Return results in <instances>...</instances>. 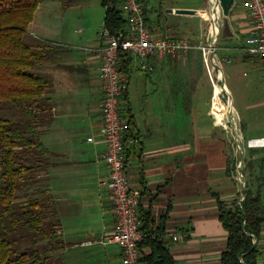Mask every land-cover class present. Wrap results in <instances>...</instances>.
I'll use <instances>...</instances> for the list:
<instances>
[{
  "label": "crops",
  "instance_id": "1",
  "mask_svg": "<svg viewBox=\"0 0 264 264\" xmlns=\"http://www.w3.org/2000/svg\"><path fill=\"white\" fill-rule=\"evenodd\" d=\"M42 1L27 27L29 42L39 46L43 41L52 40L58 46L47 48L45 59L35 67L49 80L46 95L50 97L51 107L50 119L40 127V141L49 153L48 166L40 173L43 178L40 185L54 200L56 233L65 244L64 248L51 251L49 259L51 264H120V251L108 239L115 220L110 196L102 183L107 169L101 136L103 86L98 71V43L95 37L87 35L79 45L67 42L60 33L58 39H53L45 22L37 21ZM75 1L67 6L61 1L60 7H69ZM181 1L161 0L165 9L173 10L166 12L179 17L180 22L159 26L155 23L156 13H147L154 2L142 0L148 25L153 30L152 26L158 28L157 33L162 35L187 31L180 36L195 41L202 39L207 32L208 17L198 12L205 9L199 6L205 0L196 1L198 6ZM239 2L235 0L228 14L223 16L227 32L223 33L222 26L219 39L223 42L216 55L221 63L223 81L228 71L239 105L252 109L254 105L250 99H256L253 85L259 84L261 71L241 49H231L238 44L234 38H244L248 27V19ZM176 8L196 12L175 13ZM169 60L167 56L150 57L147 63L152 68L149 70L132 62L124 106L137 143L127 152V173L132 186L141 189L139 206L148 209L156 223L164 218V240L175 264H221L227 233L219 221L216 196L226 203H240L248 187L242 173L245 161L239 160L240 177L231 174L228 161L230 154H236L228 152L223 133L215 123L204 121L200 108L193 105L191 99L182 102L169 94L168 77L166 81L163 79L168 76L170 67L166 62ZM239 65L246 67L240 77L235 71ZM153 70V74H149ZM132 74L137 76L134 89L131 87ZM204 104L207 105L206 99ZM231 105L236 112L233 101ZM210 112L211 108L207 114ZM243 130L249 137L245 143L247 149L264 147L260 131H249L247 126ZM88 137L93 141H88ZM263 191L259 190L261 196ZM172 234L182 238L173 241ZM259 239L263 255L258 264H262L264 224ZM148 251L147 247L142 248L143 253Z\"/></svg>",
  "mask_w": 264,
  "mask_h": 264
},
{
  "label": "trees",
  "instance_id": "2",
  "mask_svg": "<svg viewBox=\"0 0 264 264\" xmlns=\"http://www.w3.org/2000/svg\"><path fill=\"white\" fill-rule=\"evenodd\" d=\"M39 1L0 0V264H51L48 254L65 246L56 233L54 200L40 185V173L49 163L40 127L50 119L51 107L46 95L49 80L35 67L53 43L43 41L42 46H34L24 40ZM61 1L64 6L73 2ZM120 2L100 0L103 27L110 31L125 24ZM132 64L126 60L121 65L128 77ZM216 198L219 221L227 233L221 264H258L263 251L253 238L259 240L264 224L259 190L247 187L239 204ZM139 219L143 233L139 247L141 251L149 249L142 252V260L146 264H175L164 240V218L156 223L150 211L139 206ZM21 241H27L26 247L22 248Z\"/></svg>",
  "mask_w": 264,
  "mask_h": 264
},
{
  "label": "built area",
  "instance_id": "3",
  "mask_svg": "<svg viewBox=\"0 0 264 264\" xmlns=\"http://www.w3.org/2000/svg\"><path fill=\"white\" fill-rule=\"evenodd\" d=\"M234 4L235 0L231 6ZM239 4L248 19L247 31L239 49L254 60L264 78V0H240ZM119 10L125 24L112 31L103 27L97 49L98 71L103 86L101 136L105 143L103 159L107 169L102 183L110 196L115 220L108 239L120 251V264H146L139 247L143 239L139 219L141 189L132 186L127 173V152L136 145L137 138L125 111L124 94L128 87V76L121 65L131 60L137 62L141 69L149 70L152 68L147 63L150 57L175 56L195 48L202 53L212 84L214 79L223 84V79L218 77L221 63L215 44L224 15L218 0H208L207 42L203 44L201 41L155 32L146 21L142 0H121ZM214 20L215 29L212 28ZM212 103L213 99L211 106ZM87 140L93 141V138L88 137ZM170 237L173 241L182 238L179 234ZM253 243L259 245L260 239L253 238Z\"/></svg>",
  "mask_w": 264,
  "mask_h": 264
},
{
  "label": "rangeland",
  "instance_id": "4",
  "mask_svg": "<svg viewBox=\"0 0 264 264\" xmlns=\"http://www.w3.org/2000/svg\"><path fill=\"white\" fill-rule=\"evenodd\" d=\"M196 1L203 2L204 0H182V4H193L197 5ZM60 0H44L40 4V9L37 11V21L45 22V25L49 27V33L52 35L53 39H58V33L67 42H72V44L79 45L83 44L82 40L86 35L89 37H95L97 43L101 37V31L103 29V7L100 5L99 0H76L71 6L64 7L61 9ZM153 6L150 11L147 10V13L152 11L156 13L155 23L159 26L163 23H178L180 18L166 12L164 8V3L160 0H152ZM203 8L208 9V0H205L204 4H201ZM205 9H199L198 14H202L203 17H208V12ZM150 19L153 20V17L149 15ZM43 18V19H42ZM223 19V16H222ZM41 27V26H40ZM154 30L160 31L155 26H152ZM208 28V25H207ZM222 28V27H220ZM161 29V28H160ZM205 32V30H204ZM202 32V34L204 33ZM55 33V34H54ZM188 32H177L174 34H167L168 36H180L186 35ZM165 35V34H163ZM186 38L185 36H180ZM189 39V38H188ZM242 37H235L234 41H238L236 46H232L231 49H239V44H242ZM24 40L29 43L31 38L26 35ZM193 40V39H191ZM196 41H201L203 44L207 42L206 36L202 39H197ZM233 42V39L230 40ZM222 40L219 39V36L216 40V54L222 45ZM50 43L54 41L50 40ZM169 61L166 62L169 65L168 76L163 77L166 81L168 77L169 80V94H172L174 99H191L192 104L199 107L201 110L200 116L204 118L206 123H215L218 127V130L223 133L224 138L227 140L228 152L235 153L230 154L228 161L229 171L231 174H234L236 177H240V166L239 160L243 156L244 162V173L247 186L253 192L257 190H264V147L262 148H246V141L248 140V135L246 130H243L245 126L249 128V131L256 130L260 131L264 137V78L263 73L261 74V79H259V84H255L253 93L255 94L256 99H250L254 107L252 109H245L242 105L238 103L237 92L231 84V79L228 78L225 70V82L230 88L231 93L227 90H223L220 93L221 100L225 105V109L221 116L222 121L215 118L211 112L207 114L208 109L211 108V99H213V84L210 80L207 67L204 63L203 56L200 50L191 49L186 53H180L178 55L172 56L169 55ZM223 61V59H222ZM246 67L237 66L235 68L238 76L241 74L242 70ZM154 70L149 74H153ZM134 73V72H133ZM230 74V73H229ZM148 75V74H147ZM240 77V76H239ZM239 77H235L236 80H239ZM150 78V77H149ZM137 81L136 74L131 76V87L134 89L135 82ZM215 82V79H214ZM213 82V83H214ZM222 84V83H221ZM223 85V84H222ZM173 90H172V88ZM224 88V85L222 86ZM131 89V88H130ZM131 89V90H132ZM227 92V93H226ZM231 98V99H230ZM260 98V99H259ZM193 99V100H192ZM195 99V100H194ZM204 99H206L207 105L204 104ZM177 101V100H176ZM180 101V102H181ZM236 108V112L233 111L232 103ZM181 102V103H182ZM208 108V109H207ZM6 117H9L6 112ZM192 121V116H191ZM193 121L191 123V127ZM244 131V132H243ZM245 133V134H244ZM244 134V137H243ZM264 140V139H263ZM262 202L264 204V191L262 193ZM20 245L22 248L26 247L27 241H21Z\"/></svg>",
  "mask_w": 264,
  "mask_h": 264
},
{
  "label": "bare ground",
  "instance_id": "5",
  "mask_svg": "<svg viewBox=\"0 0 264 264\" xmlns=\"http://www.w3.org/2000/svg\"><path fill=\"white\" fill-rule=\"evenodd\" d=\"M213 27H214V29L216 28V21L215 20L213 22ZM218 77L222 78L221 72L218 74ZM221 83H222L221 81H219V82L215 81L213 83V88H214V90H213V103L211 106L212 114L215 116V118H217L220 121H222L221 116H222L223 111L225 109V105L223 104V102L221 100L220 93L223 90H227L224 81H223L224 88L222 87L223 85Z\"/></svg>",
  "mask_w": 264,
  "mask_h": 264
},
{
  "label": "water",
  "instance_id": "6",
  "mask_svg": "<svg viewBox=\"0 0 264 264\" xmlns=\"http://www.w3.org/2000/svg\"><path fill=\"white\" fill-rule=\"evenodd\" d=\"M218 1H219V4H220L221 8H222L223 15L224 16L227 15L228 11L230 9V6L233 3V0H218ZM166 10L168 12L173 11L171 8H168ZM174 12L175 13H190V14H194L196 11L194 9L176 8V9H174ZM241 159H243V156H242Z\"/></svg>",
  "mask_w": 264,
  "mask_h": 264
}]
</instances>
